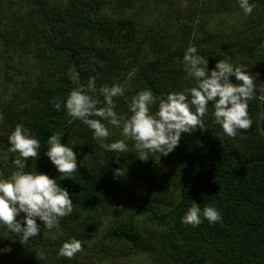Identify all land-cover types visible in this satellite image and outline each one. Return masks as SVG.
I'll return each mask as SVG.
<instances>
[{"label":"trees","instance_id":"trees-1","mask_svg":"<svg viewBox=\"0 0 264 264\" xmlns=\"http://www.w3.org/2000/svg\"><path fill=\"white\" fill-rule=\"evenodd\" d=\"M153 2L163 8L157 17L147 13ZM249 2L251 15L237 0H0V177L17 170L8 136L23 125L41 143L39 158L25 171L55 177L73 201L58 227L42 228L25 244L0 227L4 264H264V0ZM189 46L210 70L218 60L248 69L256 97L248 102L250 128L224 135L209 104L204 129L183 134L167 157L142 162L126 139L129 151L117 162L91 129L63 106L54 108L90 77L97 90L121 85L115 111L125 117L143 90L161 97L182 92L195 85L183 65ZM94 98L103 101L98 93ZM108 127L106 143L125 139ZM55 133L77 152L71 178L60 176L44 155ZM117 168L125 175L114 177ZM193 201L201 209L214 206L222 219L184 225L181 217ZM72 238L82 250L59 257Z\"/></svg>","mask_w":264,"mask_h":264},{"label":"clouds","instance_id":"clouds-1","mask_svg":"<svg viewBox=\"0 0 264 264\" xmlns=\"http://www.w3.org/2000/svg\"><path fill=\"white\" fill-rule=\"evenodd\" d=\"M237 3L245 15L253 13L254 5L249 0H237ZM183 65L187 75L194 79V86L164 97L154 96L150 89L143 90L131 98L127 117L118 115L114 102L115 97L123 95L124 89L113 84L97 90L94 77L89 78L87 85L71 90L63 105L55 102L54 108L59 111L63 106L68 117L91 129L93 139L106 152L114 153L117 162L120 155L129 151L126 139L134 142L133 149L142 162L156 154L167 157L178 147L183 134L204 129L209 104L214 122L224 135L234 137L238 131L250 128L248 102L256 98L255 84L245 66L218 60L210 70L208 60L194 46L185 50ZM72 79L78 81L79 77L73 74ZM97 93L103 97L102 102L94 98ZM101 103L103 106H98ZM153 106H157L155 112ZM103 121L120 129L125 139L106 143L110 130ZM61 141L60 133L50 135L44 155L60 176L71 178L78 171V155L73 147ZM8 144L9 152L18 154L13 160L17 170L7 178L0 177V227L18 235V240L25 244L30 238L38 237L42 228L51 231L58 227L60 218L72 213L73 201L68 190L62 188L55 177L25 171L29 160H37L41 154L40 140L29 129L17 125L8 136ZM113 175L125 174L117 168ZM221 219L214 206L201 209L199 203L193 201L181 217V223L197 227L202 220L216 223ZM81 250V241L72 238L61 245L58 256L71 259Z\"/></svg>","mask_w":264,"mask_h":264},{"label":"rangeland","instance_id":"rangeland-1","mask_svg":"<svg viewBox=\"0 0 264 264\" xmlns=\"http://www.w3.org/2000/svg\"><path fill=\"white\" fill-rule=\"evenodd\" d=\"M186 6H187V4H186ZM162 12H163L162 6H157V4L155 2H153L152 5L150 7H148V9H147V13L149 15H151V16H154V17H157V16L161 15ZM1 65H2V61L0 60V69H1ZM28 65L31 66L30 63H28ZM33 66H34V63H32V67ZM1 81H2V77L0 75V82ZM0 264H4L2 262V260H0ZM115 264H147V263H145L143 261H139L138 262L137 260L129 259V261L124 260L123 263L122 262H118V263H115Z\"/></svg>","mask_w":264,"mask_h":264},{"label":"water","instance_id":"water-1","mask_svg":"<svg viewBox=\"0 0 264 264\" xmlns=\"http://www.w3.org/2000/svg\"><path fill=\"white\" fill-rule=\"evenodd\" d=\"M262 100L264 101V93L262 95ZM263 112H264V106H262V116H263ZM260 129L264 133L263 117L260 119Z\"/></svg>","mask_w":264,"mask_h":264}]
</instances>
